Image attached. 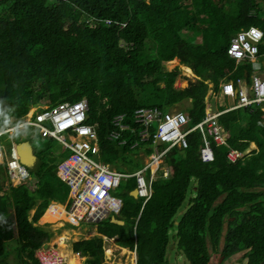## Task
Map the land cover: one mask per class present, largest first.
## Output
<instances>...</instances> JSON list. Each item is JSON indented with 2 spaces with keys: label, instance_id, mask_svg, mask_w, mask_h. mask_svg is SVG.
<instances>
[{
  "label": "trees",
  "instance_id": "1",
  "mask_svg": "<svg viewBox=\"0 0 264 264\" xmlns=\"http://www.w3.org/2000/svg\"><path fill=\"white\" fill-rule=\"evenodd\" d=\"M248 11H264L260 0H0V126L11 118L17 120L32 105L46 103L51 108L86 98L88 121L97 131L104 161L112 162L115 155L125 152L127 158L129 152L142 147L149 154L154 150V131L141 140L140 127L132 121L134 111L190 98L186 104L189 116L194 121L201 119L207 81L216 84L213 71L229 62L236 64L227 48L235 29L250 24L244 21ZM259 23L263 37L258 55L262 58L264 24ZM204 26L207 35L198 28ZM174 57L201 79L182 89L174 87L178 69H163V61ZM234 111L224 113L219 121L228 128L235 124L229 128L227 141L229 147L241 149L244 143L236 142L250 138L251 133L239 128L240 120L234 122ZM118 114H124L134 129L122 132L125 143L120 138L108 139L111 120ZM197 135H188L186 148L174 146L165 152L151 197L144 204L142 198L129 195L135 178L122 180L113 194L121 198L114 216L123 224L111 222L110 214L98 221L97 230L115 235L122 246L137 245L138 264H164L171 230L189 264H234L230 257L237 253H241L237 264H264L263 143L257 139L260 152L253 150L235 161L227 158L225 144H213L214 159L203 162L194 141ZM36 144L38 162L28 170L42 184L46 179L50 183L31 191L25 183L9 181L0 191L1 263L9 264L12 254L13 264H28L26 258L38 264L33 249L52 234L38 220L42 214L44 220V210L53 197L63 202L68 193L67 184L53 173L64 149L56 148L58 140L46 137ZM158 147L163 150L165 146ZM165 167L171 173L162 178ZM189 189L194 193L177 219ZM35 195L43 200L36 207ZM32 209L28 221L27 212ZM13 215L14 224L2 223ZM61 219L69 221L67 215ZM11 242L17 244L13 253L7 249ZM101 243L102 238L95 235L75 241L72 247L88 256L85 264H99Z\"/></svg>",
  "mask_w": 264,
  "mask_h": 264
},
{
  "label": "built area",
  "instance_id": "2",
  "mask_svg": "<svg viewBox=\"0 0 264 264\" xmlns=\"http://www.w3.org/2000/svg\"><path fill=\"white\" fill-rule=\"evenodd\" d=\"M262 37L263 32L256 26H249L234 32L227 48L228 56L235 62L254 61ZM240 81L241 79H237V82ZM222 91L224 94L237 97L232 108L263 104L264 73L251 76L249 92L244 86L236 88V85L231 81L222 84ZM250 93L252 95L249 96ZM88 111L89 104L86 99L74 102L63 101L54 107L47 106L43 110L36 111L29 116L26 124L19 128L36 127L40 135L57 139L64 148L70 150V155L60 161L56 168L59 177L70 186L69 197L65 204L53 203L50 207L57 205L63 207L64 212L70 214L72 219L77 222L83 219H101L110 211L117 213L121 206V200L113 197L110 192L118 187L122 179L135 178L136 193L142 198L144 204L151 197V185L159 176L163 155L174 146L186 148L188 146L187 135L192 130L196 128L203 130L206 126L215 145L227 144L226 136L220 133L221 130L217 124L218 116L222 112L207 111L202 121L186 128L189 120L183 112L162 111L156 105L141 106L132 115L133 122L140 127L138 136L141 140L148 139V128L153 122H156L153 144L165 145V147L163 150L151 154L150 161L143 168L134 173H122L111 169L105 163L96 162L92 158L91 154L98 152L97 132L95 127L87 122ZM125 120L124 114L113 117L112 127L108 134L110 140L119 139L120 131L134 132V129ZM4 132H11V130H1L0 135ZM121 143H125V140ZM17 154V149L12 146L10 159L6 161V176L14 185L29 177L27 168L20 162ZM239 156H241V152L233 148H230L227 153V158L231 161H235ZM3 157V152L0 150V162H3ZM200 158L204 162H211L214 159L212 145L207 143L201 147ZM168 171H170L169 168H163V176H167ZM129 248L136 251V246ZM117 252L118 250L115 251V253ZM36 254L40 264H65L66 262L65 258L53 249L40 248Z\"/></svg>",
  "mask_w": 264,
  "mask_h": 264
},
{
  "label": "crops",
  "instance_id": "3",
  "mask_svg": "<svg viewBox=\"0 0 264 264\" xmlns=\"http://www.w3.org/2000/svg\"><path fill=\"white\" fill-rule=\"evenodd\" d=\"M261 2V8L264 10V0H260ZM256 18L255 21H252L248 18ZM247 17L245 18V22L249 23L248 25L246 26H242L240 27V29H235V31H240L241 29H246L247 27L249 26H256L258 27L260 30V26L257 24L259 22V24H264V11H248L247 12ZM198 24H200V22H197ZM202 25V24H201ZM198 28H206L205 26L204 27H198ZM262 31V30H261ZM263 32V31H262ZM169 61V60H168ZM247 62H250L251 64H248ZM236 64H232L231 62H229L228 64H226L224 67L218 69V70H215L213 71L214 75L216 76L217 80H216V84H213L209 81L208 82V89L205 91L204 95H203V100H204V114H203V117L199 120H195L194 119H191V117L189 116V110L186 106L187 103H189L191 101L190 98H187V101H182V100H178V101H174L173 103H170V104H166V106L164 107H160L158 106L159 108H161L162 111H178V112H183L187 117H188V125L186 128H190L192 126H194L195 124L199 123L200 121H202L205 116H206V112L207 111H210L211 113H218V112H223L221 115H223L224 113H227L229 111H232V110H235L234 112H236V117L234 119V122H238L240 120V123H239V128L241 129H244V130H249L250 133H251V136L250 138H242V139H239L238 142H236V144H241V142H243L244 144V147L243 148H234V150H237V151H240L241 152V157H239V159H244L246 156L250 155L252 153L253 150L255 151H258V153L260 152V149L261 147L259 146V144L257 143V139L259 140V142L263 143L262 147L264 148V103L263 104H253V105H250L248 107H243V108H232L233 105H235L236 101H237V97L236 96H230V95H227V94H224L223 91H222V84L226 81H231L232 83H234L236 85V88H239V86H244L247 91L249 92V85L251 83V76L253 74H262L264 73V57H259V55L257 54V56L254 58V61H251V60H244V61H239V62H235ZM258 66H260V70H258ZM189 67V66H187ZM195 78L197 79H201L199 76H197L195 74ZM233 77H238L236 78L235 80L233 79ZM197 79V80H198ZM237 79H241L240 82H237ZM175 87V86H174ZM213 95L212 97H210V95ZM249 96L252 95V93L248 94ZM216 97H224L225 99H227V104L225 107H219V105H215L213 106L212 103H211V100L213 99H216ZM183 102V105L180 106V107H177L176 105L179 104V103H182ZM173 106H176L177 108H172ZM33 108H35V105H32L28 111H30V109L32 110ZM27 111V112H28ZM31 112V111H30ZM25 115V114H24ZM220 115V116H221ZM245 115L244 119L241 120V117ZM219 116V117H220ZM133 121V119H132ZM89 122V121H88ZM126 122V120H125ZM13 120L10 119V122H8L7 124H5L4 128L8 127L9 124H13ZM90 123V122H89ZM128 123V122H127ZM134 123V122H133ZM92 124V123H91ZM130 124V123H128ZM135 124V123H134ZM220 127V130L222 134H225L226 136V141L228 140V138L230 137V132H229V128L233 127L235 124H230L229 125V128L225 125V124H222L219 120H218V123H217ZM8 125V126H7ZM3 126V125H2ZM2 126H0V128L4 129ZM131 126V124H130ZM31 129H28L26 131H17L13 134H9V133H3L0 135L1 138L4 139V141H0V150L1 152H3V155H4V160H3V163L1 164L2 166V172H4L5 176H6V161L8 159H10V151H11V147L14 146L15 148L17 147V145L20 143V142H25V141H28L31 143L34 151L36 150L37 148V144H36V141H39L40 139H43L44 137L46 136H42L40 135V133L38 132V129L36 127H33V126H29ZM132 127V126H131ZM156 127H157V123L156 122H153L149 128H148V132H153L152 135H154V133L156 132ZM1 130V129H0ZM127 131V130H125ZM235 131H237V128L235 129ZM97 132V131H96ZM123 131H120V142L122 141L121 139V134H122ZM192 132H197L198 135L195 137L196 140L195 143L196 145H198V148H199V153H200V149L201 147L205 146V144H209V145H212L213 147V137L210 135L207 127L205 126L203 130H200L199 128H196L195 130H192L188 135H190ZM20 133L24 134V136L22 135H19ZM31 135L32 137H27V135ZM188 139L191 137V136H188ZM22 140H19L20 138H22ZM260 137H263V138H260ZM46 138H49V139H54L52 137H46ZM57 140V139H56ZM67 140H69V137H67ZM263 140V141H261ZM32 142H34V144L36 145L35 147L33 146ZM59 142V141H58ZM188 142V140H187ZM60 143V142H59ZM215 145V144H214ZM231 145V143H230ZM97 146H98V152L93 154L92 155V158L96 161V162H100V163H105L107 164L111 169L115 170V171H118V172H122V173H134L136 172L137 170L143 168L146 164L141 162V161H137V160H134L136 162L135 163H130L128 161H126V165L125 167L122 169V170H117L116 168H114V165L113 163L117 160V158L121 157V156H124L125 158V153H120L118 155H115L112 162H106L104 161L101 156H100V149H99V140H98V135H97ZM226 147H228V150H227V153L229 151L230 148L232 147H229V144H228V141H227V144L224 145ZM57 147H60V149H64L62 150L59 154H58V157L59 156H62L61 159L59 160V162L68 157L70 155V151L67 150L66 148H64L62 146V144L60 143L59 146L57 145ZM59 149V150H60ZM143 149V152H142V155H144L145 158L148 157V160L149 161V156L153 153H155V151L153 150V152L151 153H147L146 150L142 147ZM138 151H135L134 153H136ZM226 153V155H227ZM18 155V154H17ZM36 155V154H35ZM18 158L20 160V156L18 155ZM201 159V158H200ZM202 160V159H201ZM203 161V160H202ZM21 162V161H20ZM37 156H36V160L32 163V166H26L24 165L22 162V164L27 168V171L29 173V177L27 178V181L33 183L32 185H34V189H30L31 191H38V189L40 188V186H43V184L45 186H47L50 181L49 180H45V182L42 184V181H39L38 182V179L34 176V174H30L29 170L30 168H33L35 165H37ZM58 162V164H59ZM204 162V161H203ZM145 164V165H144ZM138 165V166H137ZM53 173L64 183L67 184L68 186V193H66L65 195V198H64V201L63 202H60L61 200H56V199H59L58 197H53V199H51L46 207V211L48 209H50V205H52L53 203H65L66 200L68 199L69 197V184L64 181L63 179H61L59 177V175L57 174L56 170L54 171L53 170ZM171 171H168V175H170ZM4 174H1V177H0V183L2 182V185L5 184L3 181H2V177L4 176ZM167 175V176H168ZM50 178L53 179L52 176H49ZM7 178V176H6ZM162 178H167L166 176H163ZM8 179V178H7ZM134 179V178H133ZM9 181V180H8ZM135 181V179L133 180ZM11 182V181H10ZM9 183V182H8ZM26 184V183H25ZM27 185V184H26ZM136 185L133 187L130 188V190L128 191L129 192V195H131L132 197L134 198H140L137 193L135 196H133L131 194V191L133 189H135ZM3 188H5V185H3ZM29 188V187H28ZM118 188V187H117ZM112 189L111 190V195L113 197H116L118 199L121 200V198H119V196H116L113 194V192H116V189ZM50 189H54V185L51 183V186H50ZM42 191V190H40ZM190 191V189L188 190V192ZM36 194V193H34ZM151 194H152V187H151ZM62 196V195H61ZM35 198H36V204L34 205V207H36L37 204H40L43 200L36 196L35 195ZM122 202V201H121ZM32 212H34V209L31 210ZM67 214V213H66ZM118 214V213H117ZM43 215V214H42ZM42 215L40 216V218L42 217ZM58 214L56 213L55 216H57ZM68 218H69V221H66L65 223H61V226H66V227H71L72 229L73 228H79L81 227L84 231H88L89 232H92V233H96L94 234L93 236L97 235V236H100L102 238V248L105 250L106 248V245H107V240L108 239H111L110 242L111 243H114L116 245H120L117 241H116V236L113 235V236H108L106 234H102L101 232H99V230H97V226H98V221L100 220H103L105 218H107V216L109 215H106L105 217L101 218V219H98V220H90V219H83L81 221H74L76 223V225L71 222L70 220V214H67ZM114 216V215H113ZM32 217V216H31ZM115 217V216H114ZM50 218V216L47 217V220ZM116 218V217H115ZM118 219V218H117ZM47 220H43L44 221H47ZM54 220H58V219H53L51 217L50 221H54ZM120 220V219H119ZM39 221V220H38ZM73 221V220H72ZM110 221H111V217H110ZM81 222L87 224V223H92L93 224V227L92 228H88L87 226H81ZM113 222V221H111ZM114 223V222H113ZM116 224V223H115ZM75 225V226H74ZM120 225V224H119ZM44 226V225H43ZM46 227V226H44ZM65 227V228H66ZM74 233H76L75 230H73ZM80 233V232H79ZM77 234V233H76ZM63 235V234H62ZM92 237V236H91ZM61 240L63 239L64 240V243H65V246L68 247V249L66 248V250H63L65 248V246H60L59 245V242L56 243V246H54L52 243H50L49 241L51 240H48L46 242H43L42 244H40L39 246H37L36 248L33 249V253H34V258L35 260L37 261L38 264H40L38 262V259H37V250L40 249V248H45V249H53V250H56L58 251L64 258H65V264H70V259L71 258H76L78 260V264H85L86 262V259H88V256L87 255H84L83 253H81L80 251H75L72 247V243H74L75 241H78L77 239L76 240H72L71 242V247L69 248V245L65 242V236H61L59 237L58 239ZM90 236L88 237H85V238H81V239H89ZM113 245V244H112ZM16 246V245H15ZM14 246V247H15ZM114 246V245H113ZM122 246V245H120ZM136 246V251H135V256L137 258V261H138V251H137V245ZM122 247H129V246H122ZM11 249V247L9 248ZM79 253V254H78ZM166 254V253H165ZM12 255V254H11ZM76 256V257H75ZM27 261H28V264H31L30 263V259L26 258ZM82 260V261H81ZM99 264H105L104 263V254L102 255L101 257V262ZM138 264V262H137Z\"/></svg>",
  "mask_w": 264,
  "mask_h": 264
},
{
  "label": "rangeland",
  "instance_id": "4",
  "mask_svg": "<svg viewBox=\"0 0 264 264\" xmlns=\"http://www.w3.org/2000/svg\"><path fill=\"white\" fill-rule=\"evenodd\" d=\"M205 32H208V31H203V32H201V34L207 35V33H205ZM121 45H123V46L126 45L128 47V45L126 43L124 44V43L121 42ZM247 63L251 64L250 62H247ZM176 68L178 69V74H177V76L175 78V82L173 84L176 88L182 89V88H185V87H187V86H189V85H191V84H193V83H195L197 81L198 78L197 79L195 78L196 77L195 73L193 72L191 67H189L190 71H187L186 70L187 65L181 63L178 57H174L173 59H171L169 61H163V69L164 70L171 71V70H174ZM258 70H260V66H258ZM160 86L164 88V82L163 81L160 82ZM212 96L213 95L211 94L210 97H212ZM211 103H212L213 106H215L217 104V105H219V107H225L226 104H227V99H225L224 97H218V98L216 97V99H214V100L212 99L211 100ZM40 105L42 107H35V108L39 109L38 111L43 110V109H45L48 106V104H46V103L45 104H40ZM182 105H183V102L177 104L176 106L180 107ZM176 106H173L172 108H177ZM35 108H33L32 110L30 109V111L32 112ZM30 111L25 113V115H22L17 120H14L13 124H11V125L9 124V126L7 125L8 127H6V128H4L5 125H3L2 127L4 129H2V128H0V129L1 130H5V129L11 130V132H4V133H9L10 135L15 133V132H17V131H21L22 129H19V128L23 127L26 124L25 122L28 120V118L30 116V113H31ZM12 119L13 118H11V120ZM16 129H19V130H16ZM24 131H26V130H24ZM19 135L24 136V134H22V133H20ZM27 137H32V136L29 134V135H27ZM22 139H23V137L20 138L19 140H22ZM0 141H4V139L0 137ZM32 144H33L34 147L36 146L34 144V142H32ZM163 146H165V145H161V147H163ZM153 149H154V151H159L160 150L157 145H154ZM137 151L138 152H136V153L129 152L127 154V158H124V156H121V157L117 158V160L113 163L114 168H116L117 170H122L125 167V165H126V161H128V162L130 161V163H131V161L133 159L137 160V161L139 160V161L142 162L141 158L143 160L145 158L144 155H142L143 149L142 148H138ZM149 161H150V156H149ZM149 161H145L143 163L146 164ZM2 163L3 162H0V165ZM2 174H4V172ZM122 180H124V179H122ZM2 181L5 183V184H3V185H5V188H7L8 185H9V183H8L9 181L6 178L5 174L2 177ZM24 183L27 184L29 189H31V190L34 189V185H32L33 183H31V182H29L27 180L22 181V182H20V183H18L16 185H21V184H24ZM2 188L3 187L0 186V191L2 190ZM193 193H194V190L191 189L189 191L188 195H187V198L185 199V201L182 203V205L177 210V214H176V218L177 219L186 210V208L188 206L189 197L192 196ZM61 204H65V203H61ZM45 211H46V209L44 210V212ZM56 213L58 214V216H55ZM27 214H28L27 215V220L30 221L33 212L30 210L29 212H27ZM62 215H67L64 212L62 207H59L58 209L57 208L56 209H48L46 211V213L44 214L43 219L47 220V217L50 216V219L52 217V218H56L58 220H54V221H51V222H43L41 220V218H39V221H38V223L40 225H44V226H46L45 228L47 230L52 231V234H50L48 238L51 239L49 242L52 243L54 246H56V243H58V242H59L60 246H65L64 240L63 239L61 240V238L58 239L61 236H65L66 237L65 238V242L69 245V248H70L72 240H76V239L78 240V239H81L82 237L85 238V237H88V236L91 237L94 234H96V233L89 232V230L88 231H84L81 227H79V228L75 227L73 229L71 227L68 228L66 226L62 227L61 223L62 222L65 223L66 222V220L61 219ZM14 221H15V216L13 215V216H10L7 219H5L2 223L3 224H8V223L14 224ZM80 224H81V226L84 225V226H87L88 228H92L93 227L92 223L85 224V223L81 222ZM73 230H75L77 234L74 233ZM174 239L175 238L173 237V231L171 230L170 231V240H169V243H168V245L166 247V254H165L164 264H189L188 260L184 256V254L177 249V246L175 244V240ZM14 246H15V242L8 243L7 244V249H9L11 247V249H12L11 251L13 253V251L15 249ZM66 248L68 249V247L65 246V248L63 250H66ZM117 250H118V252L115 253V251H117ZM217 251H219V250H217ZM103 254H104V263L105 264H135V263L138 262L137 258L135 256V251L134 250H131L129 247H118V248L117 247H113V245L110 242V240H107V245H106L105 250L103 249ZM11 257H13V255H10L9 258L7 259V262L9 264H13V262L11 260ZM230 258H231L230 261L233 260L234 264H237L236 260L241 258V253L234 254ZM0 263H1V261H0ZM1 264H5V263L3 262Z\"/></svg>",
  "mask_w": 264,
  "mask_h": 264
},
{
  "label": "water",
  "instance_id": "5",
  "mask_svg": "<svg viewBox=\"0 0 264 264\" xmlns=\"http://www.w3.org/2000/svg\"><path fill=\"white\" fill-rule=\"evenodd\" d=\"M16 149H17L18 155L20 156V161L28 167L32 166V163L36 160V155H35V152H34V149L31 143L28 141L20 142L17 145ZM131 194L135 196L136 189H133L131 191ZM111 221H113L116 224H123L122 220L115 218L113 215L111 216Z\"/></svg>",
  "mask_w": 264,
  "mask_h": 264
},
{
  "label": "bare ground",
  "instance_id": "6",
  "mask_svg": "<svg viewBox=\"0 0 264 264\" xmlns=\"http://www.w3.org/2000/svg\"><path fill=\"white\" fill-rule=\"evenodd\" d=\"M186 70L187 71H190V68L189 67H187L186 68ZM39 109L38 108H35L31 113H30V115H32L33 113H35L36 111H38ZM22 152V151H21ZM141 160H142V162H145V161H147L148 160V158H144V160L141 158ZM68 214V213H67ZM73 220V219H72ZM45 222V221H44ZM49 222V221H48ZM73 223L76 225V223L74 222V220H73ZM74 225V226H75ZM109 251V250H108ZM111 253V252H110ZM76 257V256H75ZM132 263V262H131ZM70 264H78V260L76 259V258H71L70 259Z\"/></svg>",
  "mask_w": 264,
  "mask_h": 264
},
{
  "label": "clouds",
  "instance_id": "7",
  "mask_svg": "<svg viewBox=\"0 0 264 264\" xmlns=\"http://www.w3.org/2000/svg\"><path fill=\"white\" fill-rule=\"evenodd\" d=\"M84 99V98H83ZM86 99V98H85ZM80 100V99H79ZM87 100V99H86ZM77 101V100H76ZM234 106V105H233ZM239 108H243V107H239ZM223 113V112H222ZM220 116V115H219ZM219 116H218V120H219ZM87 122H88V118H87ZM89 123V122H88ZM91 124V123H90ZM93 125V124H92ZM94 126V125H93ZM27 128V127H26ZM26 128H24V129H22L21 131H23V130H25ZM67 150H69V149H67ZM70 151V150H69ZM18 153V152H17ZM95 154V153H94ZM91 155H93V154H91ZM63 160V159H62ZM61 160V161H62ZM56 168H57V166H56ZM56 170V169H55ZM69 192H70V186H69ZM110 194H111V192H110ZM67 201V200H66ZM61 204V203H60ZM118 213V212H117ZM116 212H112V211H110L109 213H107V215H110V214H113V215H115V214H117ZM112 216V215H111ZM98 220V219H97ZM108 240H111V239H108ZM114 246L113 247H122V246H120V245H116V244H114V243H112Z\"/></svg>",
  "mask_w": 264,
  "mask_h": 264
}]
</instances>
